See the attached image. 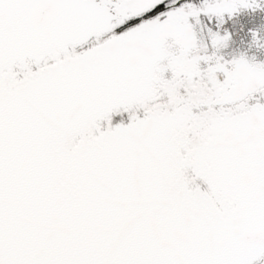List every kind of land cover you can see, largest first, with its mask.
Instances as JSON below:
<instances>
[{"label":"snow or ice","instance_id":"1","mask_svg":"<svg viewBox=\"0 0 264 264\" xmlns=\"http://www.w3.org/2000/svg\"><path fill=\"white\" fill-rule=\"evenodd\" d=\"M256 12L0 0V264H264Z\"/></svg>","mask_w":264,"mask_h":264},{"label":"flooded vegetation","instance_id":"2","mask_svg":"<svg viewBox=\"0 0 264 264\" xmlns=\"http://www.w3.org/2000/svg\"><path fill=\"white\" fill-rule=\"evenodd\" d=\"M223 27L232 33V42L224 51L226 57L231 58L233 55L246 53L249 58L256 56L257 61H264V51H257L255 47L249 48L250 30L264 29V12L241 13L234 19L228 20Z\"/></svg>","mask_w":264,"mask_h":264}]
</instances>
